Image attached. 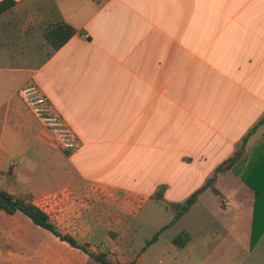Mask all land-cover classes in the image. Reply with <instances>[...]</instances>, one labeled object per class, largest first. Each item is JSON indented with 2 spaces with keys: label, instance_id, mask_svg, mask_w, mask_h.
Masks as SVG:
<instances>
[{
  "label": "crops",
  "instance_id": "1",
  "mask_svg": "<svg viewBox=\"0 0 264 264\" xmlns=\"http://www.w3.org/2000/svg\"><path fill=\"white\" fill-rule=\"evenodd\" d=\"M14 1L0 18V191L18 158L14 194L69 188L87 201L86 233H127L147 203L171 210L215 176L217 193L206 188L166 229L190 219L178 230L190 242L179 249L164 230L133 261L264 264V125L242 147L264 116V0ZM56 22L76 29L59 49L45 35ZM30 81L81 141L77 152L41 141L19 96ZM40 145L62 162L42 159Z\"/></svg>",
  "mask_w": 264,
  "mask_h": 264
},
{
  "label": "rangeland",
  "instance_id": "2",
  "mask_svg": "<svg viewBox=\"0 0 264 264\" xmlns=\"http://www.w3.org/2000/svg\"><path fill=\"white\" fill-rule=\"evenodd\" d=\"M39 1L46 3L47 0ZM49 9V7L45 8L46 11H49ZM22 102L24 110L38 122V132L41 141L45 142L49 149L55 152H63L64 150L52 145L44 137L41 121L31 112L23 99ZM39 153L40 157L48 160V162L50 160H53L54 164L62 162L55 155L53 158L51 156L52 153L41 145L39 146ZM19 163L21 161L18 158H14L13 165L6 171V176L10 182L1 187L8 189L6 192L15 199H23L44 211L48 215L50 222L56 226L61 234L73 236L81 245H84L82 243H85L86 239L91 240V246L88 245L89 251L104 254L112 264H130L135 258V254L140 253L147 242L154 236L159 223L165 222L167 217L172 216V211L165 209L166 205L163 204L162 206L150 202L145 205L142 215L136 219L135 225L138 227H135L133 231L127 233L108 232L105 234L86 233L85 226H82L80 222H85L86 219L90 218L89 214H87L86 218L84 213V205L87 201L81 196L78 197L71 189L64 188L56 192L38 191L36 194H14L16 189L13 178L10 179V176L14 171V167H16L15 164ZM226 199L232 206L235 205L229 196ZM80 205H83V207H80ZM147 212L152 217L151 221L146 220ZM153 219L154 221L152 222ZM190 222L191 220L187 219L183 225L187 226ZM212 222L214 225L217 224L216 220ZM183 225L178 226L176 224L171 229L166 230L163 233L164 236L173 237L177 235L178 230ZM0 256L7 259L6 264H103L83 251L61 241L50 232L34 225L21 212L10 215L1 209Z\"/></svg>",
  "mask_w": 264,
  "mask_h": 264
},
{
  "label": "trees",
  "instance_id": "3",
  "mask_svg": "<svg viewBox=\"0 0 264 264\" xmlns=\"http://www.w3.org/2000/svg\"><path fill=\"white\" fill-rule=\"evenodd\" d=\"M16 2L14 0H2L0 1V18L1 16L8 10H11ZM76 33V29L69 23L66 22H56L52 26H50L46 31V38L48 42L55 48L59 49L62 47L70 38L74 36ZM264 125V116L263 118L257 122V124L250 130V132L244 137L242 147L245 146V144L248 141V138L251 134H253L258 128ZM70 153V152H66ZM242 155L241 150L237 151L234 156L229 158L226 162H224L221 166H219L216 170L217 172H221L223 170H227L237 162L238 158ZM264 168L261 169V171ZM260 179V178H259ZM248 185H250L255 191L256 194H259V189L261 188V185L258 184L255 181V178L253 177L251 182V179H247ZM215 182V176L210 178L205 186L194 192L187 200L184 202H175L170 204V208L174 213V217L171 220L170 223L162 227L160 230H158L154 236L147 242L146 246L151 245L153 242H155L158 237L162 234L164 230L171 227L175 223L179 221V219L185 215L190 208L197 202L199 195L206 189L211 187L214 192L217 193V189L214 186ZM263 184V183H262ZM264 185V184H263ZM164 191L165 186H160L156 193L154 194V199L160 201L164 197ZM259 197V196H258ZM10 201V203H9ZM0 209L5 211L6 213L13 215L16 212H21L24 214L27 218H29L32 223L38 227H41L42 229L52 233L56 237H58L61 241L66 242L71 247L79 249L83 251L84 253L88 254L90 257L94 258L95 260L103 263V264H112L107 257L104 254H97L94 252H90L88 249V245H81L78 243V241L71 235H64L61 234L56 226L50 222L48 215L42 211L37 206L26 202L23 199H15L11 194L0 191ZM255 224H256V215L254 216V222H253V233H252V246L254 245V242L256 241L255 236ZM191 240V235L185 231L180 232L177 234L172 242L179 248H184ZM144 247V248H145ZM130 264H135V261L130 262Z\"/></svg>",
  "mask_w": 264,
  "mask_h": 264
},
{
  "label": "built area",
  "instance_id": "4",
  "mask_svg": "<svg viewBox=\"0 0 264 264\" xmlns=\"http://www.w3.org/2000/svg\"><path fill=\"white\" fill-rule=\"evenodd\" d=\"M20 96L31 112L41 121L44 137L52 145L71 154L80 149L81 141L60 114L56 112L36 82L30 81L21 90Z\"/></svg>",
  "mask_w": 264,
  "mask_h": 264
},
{
  "label": "water",
  "instance_id": "5",
  "mask_svg": "<svg viewBox=\"0 0 264 264\" xmlns=\"http://www.w3.org/2000/svg\"><path fill=\"white\" fill-rule=\"evenodd\" d=\"M9 203H10V201H9Z\"/></svg>",
  "mask_w": 264,
  "mask_h": 264
}]
</instances>
